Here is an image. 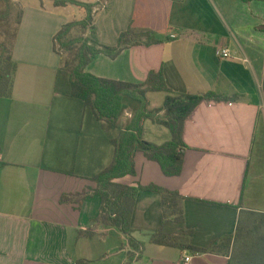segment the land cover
Instances as JSON below:
<instances>
[{"label": "crops", "instance_id": "0c3cea01", "mask_svg": "<svg viewBox=\"0 0 264 264\" xmlns=\"http://www.w3.org/2000/svg\"><path fill=\"white\" fill-rule=\"evenodd\" d=\"M72 4L27 0L22 6L12 50L15 83L11 96L0 97V264H91L102 256L125 264L131 251L126 234L98 220L102 197L95 177L113 162L112 141L131 126L141 101L124 95L113 126L71 95L54 37L79 20ZM263 24L264 0H106L95 16L96 33L87 34L115 46L133 26L154 30L160 40L115 58L98 54L87 66L93 75L142 83L163 69L175 93L213 91L222 98L202 101L187 119L181 175H166L138 150L136 174L115 180L178 191L185 219L169 221L164 231L193 230L197 247L235 234L250 211L264 212ZM222 47L232 55L219 57ZM167 94L148 92L149 110L163 107ZM143 138L163 145L172 134L146 119ZM162 200L160 191L138 192L132 237L145 247L134 264H180L188 254L191 264H228L229 255L151 242L166 219Z\"/></svg>", "mask_w": 264, "mask_h": 264}, {"label": "trees", "instance_id": "16d2710c", "mask_svg": "<svg viewBox=\"0 0 264 264\" xmlns=\"http://www.w3.org/2000/svg\"><path fill=\"white\" fill-rule=\"evenodd\" d=\"M56 6L73 3L86 11V15L79 20H71L63 25L54 37L55 52L61 57V66L69 71L71 79V95L82 99L99 120H107L113 126L118 123L119 112L123 107V96H131L141 101V108L133 118L131 126L123 130L114 139V160L96 177V193L102 197V205L98 220L104 225L116 227L126 234L131 251L127 254L125 264H134L143 254L145 243L132 237L133 228L131 218L138 192L143 189L160 191L163 195L162 206L165 212L163 226L160 231L150 237V241L160 245H175L195 253L213 252L229 255L228 264H264V212H249L241 216L235 234H227L211 243L209 247H197L191 242L193 230H182L179 234H169L164 231L169 221L183 222L184 211L179 206L181 195L160 186L150 185L127 186L115 182L116 179L127 175H135V154L141 150L148 158L158 161L163 172L168 176L181 175L184 164L186 143L184 128L192 112L204 100L217 99L219 96L213 91L205 94L175 93L166 82L164 70H152L147 80L142 83H129L124 80L98 77L87 70V66L98 54L105 53L115 58L124 49L134 45H152L160 40L156 32L151 29H137L130 26L119 35L115 46L99 44L87 35L89 31L96 33L95 16L106 6V0L79 1L53 0ZM10 2V5H12ZM17 7V6H16ZM14 7L9 6L4 17L12 14ZM22 7L17 20L21 22ZM16 27V32H17ZM264 31L263 26L259 27ZM14 33V37L15 34ZM14 41V38H13ZM0 97H9L15 83L17 64L13 60L12 50L5 43H0ZM9 60V68L4 70V63ZM150 91L166 92L167 97L163 107L149 110L147 93ZM146 119L166 126L172 134V139L163 145L148 142L143 138V123ZM77 264H88L79 260Z\"/></svg>", "mask_w": 264, "mask_h": 264}, {"label": "rangeland", "instance_id": "374dc122", "mask_svg": "<svg viewBox=\"0 0 264 264\" xmlns=\"http://www.w3.org/2000/svg\"><path fill=\"white\" fill-rule=\"evenodd\" d=\"M13 1L15 3H11L12 5H10V2ZM26 2L27 0H0V43H5L9 49L11 48L13 42L14 33L16 32L17 20L21 11V7ZM9 6L14 7V9L12 11V14H10L9 17L5 18L4 14L6 13ZM70 9L71 12H73V19H81L86 15V11L83 8L78 7L76 5L72 4ZM1 50L2 49H0V56L2 55ZM7 55L8 53H6L5 55L6 62L4 63L5 66L4 70L9 68V60H7ZM249 218L250 216H246V220ZM114 260H115L114 256L112 257V259L107 257L103 258L102 256L100 259L92 261L91 264H114Z\"/></svg>", "mask_w": 264, "mask_h": 264}, {"label": "built area", "instance_id": "2783aa9c", "mask_svg": "<svg viewBox=\"0 0 264 264\" xmlns=\"http://www.w3.org/2000/svg\"><path fill=\"white\" fill-rule=\"evenodd\" d=\"M174 36L175 35H173V37ZM217 53H218V56L221 58L229 57L232 55L231 50L228 47H222V48L217 49ZM192 258H193L192 254L185 255L183 256L180 264H191Z\"/></svg>", "mask_w": 264, "mask_h": 264}]
</instances>
